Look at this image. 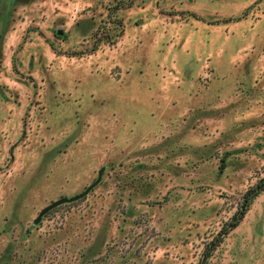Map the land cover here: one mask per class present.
<instances>
[{
    "label": "rangeland",
    "instance_id": "1",
    "mask_svg": "<svg viewBox=\"0 0 264 264\" xmlns=\"http://www.w3.org/2000/svg\"><path fill=\"white\" fill-rule=\"evenodd\" d=\"M262 179L264 0H0V264H199Z\"/></svg>",
    "mask_w": 264,
    "mask_h": 264
},
{
    "label": "trees",
    "instance_id": "2",
    "mask_svg": "<svg viewBox=\"0 0 264 264\" xmlns=\"http://www.w3.org/2000/svg\"><path fill=\"white\" fill-rule=\"evenodd\" d=\"M264 192V179L260 180L254 187L249 189L243 197V203L240 207V211L233 216L231 223L226 229H222L218 233V237L214 241H210L205 244V250L203 252V257L199 261V264H207L209 258L212 256L213 252L220 246L223 242L224 237L233 229H235L240 221L244 218L250 203Z\"/></svg>",
    "mask_w": 264,
    "mask_h": 264
},
{
    "label": "water",
    "instance_id": "3",
    "mask_svg": "<svg viewBox=\"0 0 264 264\" xmlns=\"http://www.w3.org/2000/svg\"><path fill=\"white\" fill-rule=\"evenodd\" d=\"M93 186H94V185L90 186V187H89L84 193H82L81 195L75 197V198L72 199V200H78V199H81L82 197H84V195H86V194L92 189ZM65 202H67V200L62 199V200H60V201H57V202L53 203L52 205H50V206H48L47 208H45V209L42 211L41 215L46 214V213L49 212L50 210L54 209L55 207H57V206H59V205L65 203Z\"/></svg>",
    "mask_w": 264,
    "mask_h": 264
}]
</instances>
